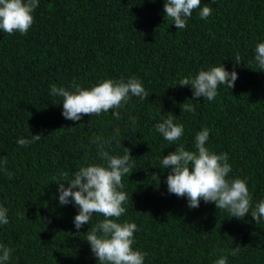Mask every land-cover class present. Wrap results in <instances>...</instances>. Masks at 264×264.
Returning a JSON list of instances; mask_svg holds the SVG:
<instances>
[{
    "label": "trees",
    "instance_id": "1",
    "mask_svg": "<svg viewBox=\"0 0 264 264\" xmlns=\"http://www.w3.org/2000/svg\"><path fill=\"white\" fill-rule=\"evenodd\" d=\"M165 2L40 0L27 35L0 31V205L10 221L0 225V244L13 249L8 264H98L86 234L104 217L94 214L77 232L78 208L60 205L57 182L106 163L93 139H108L117 128L120 143L112 140L107 150L122 156L129 149L134 165L122 178L127 212L118 222L137 224L133 247L148 253L145 264H215L224 255L228 264H264V218L259 224L250 213L232 218L203 200L189 208L186 197L168 192L170 169L162 167L179 145L195 151V136L207 127L206 146L228 153V179L247 180L252 209L264 201V71L254 59L256 45L264 43V0H201L211 15L201 19L198 8L181 30L166 17ZM222 64L235 68L238 79L230 90L218 86L213 101L194 100L191 86H179ZM132 76L149 98L132 97L119 119L110 109L67 120L62 98L50 95L52 84L71 91L73 81L90 89ZM186 102L194 112H182ZM170 113L184 125L177 142L155 128ZM32 134L41 139L18 145ZM236 246L239 254L229 255Z\"/></svg>",
    "mask_w": 264,
    "mask_h": 264
},
{
    "label": "clouds",
    "instance_id": "2",
    "mask_svg": "<svg viewBox=\"0 0 264 264\" xmlns=\"http://www.w3.org/2000/svg\"><path fill=\"white\" fill-rule=\"evenodd\" d=\"M39 2L40 0H0V31L27 35L35 22L34 11ZM198 8L201 19L206 20L212 13L208 5L201 7V0H166L164 4L166 17L171 18L179 30L186 28L193 11ZM254 59L264 71V43L256 45ZM239 60L237 55L236 64H240ZM237 79L235 68L228 71L222 64L206 71L201 70L195 78L181 79L179 86H191L194 100L203 97L213 101L218 94V86L224 85L230 90L235 87ZM50 89V95L62 98V115L71 121H80L85 115L98 116L110 109L115 110L114 117L119 119V109L132 97L141 100L149 98L142 81L135 76L126 81L123 78L118 81L105 79L90 89L80 87L75 81L72 82L71 91L55 84H52ZM181 107L182 112L195 111L193 105L187 102ZM132 123H136L135 119H132ZM155 128L169 142L179 141L184 134V125L174 122L171 113L161 123L156 124ZM41 136L32 134L31 139L21 137L17 143L27 147L39 141ZM118 136L119 128L108 139L102 136L94 137L97 154L106 163L81 167L73 173L68 182H57L59 203L65 206L74 202L77 206L78 214L74 217L77 232L84 225L90 224L94 214L104 217L86 234V241L90 244L94 256L98 258V264H145L148 253L133 247L134 233L139 231L137 224L118 222L127 212L124 205L128 196L122 191V178L134 167L129 149L125 148V154L122 156L111 155L107 150L112 140L120 143ZM209 137L210 129L205 127L195 136V151L186 150L183 145H179L174 152L163 157V169H170L166 181L168 192L178 197H186L189 208H199L203 200L205 203H214L219 210H227L232 218L243 219L250 213L258 224L261 223L264 218V201H260L252 209V195L247 180L228 179L232 170L228 153L217 154L211 151L206 146ZM3 161L6 164L7 158L3 157ZM61 175L66 179L68 177L67 172ZM151 179L160 183L157 173H153ZM18 215L23 218L22 214ZM9 222L8 209L0 205V225H7ZM240 250L241 247L236 246L229 250L228 254L236 256ZM12 251L10 247L0 244V264H8ZM215 264H228L227 255L221 256Z\"/></svg>",
    "mask_w": 264,
    "mask_h": 264
}]
</instances>
